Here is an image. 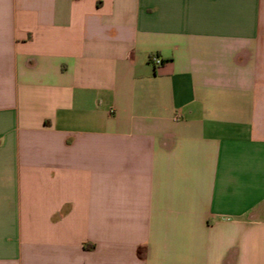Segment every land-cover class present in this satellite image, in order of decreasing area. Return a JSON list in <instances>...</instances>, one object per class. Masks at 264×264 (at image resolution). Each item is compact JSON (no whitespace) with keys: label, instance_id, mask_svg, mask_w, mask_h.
<instances>
[{"label":"crops","instance_id":"crops-1","mask_svg":"<svg viewBox=\"0 0 264 264\" xmlns=\"http://www.w3.org/2000/svg\"><path fill=\"white\" fill-rule=\"evenodd\" d=\"M0 264H264V0H0Z\"/></svg>","mask_w":264,"mask_h":264},{"label":"built area","instance_id":"built-area-1","mask_svg":"<svg viewBox=\"0 0 264 264\" xmlns=\"http://www.w3.org/2000/svg\"><path fill=\"white\" fill-rule=\"evenodd\" d=\"M152 63L155 64L156 66H161L162 65V60L158 57H153Z\"/></svg>","mask_w":264,"mask_h":264}]
</instances>
